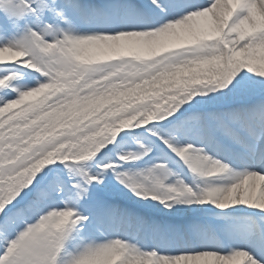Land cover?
I'll use <instances>...</instances> for the list:
<instances>
[{"label": "snow or ice", "instance_id": "snow-or-ice-1", "mask_svg": "<svg viewBox=\"0 0 264 264\" xmlns=\"http://www.w3.org/2000/svg\"><path fill=\"white\" fill-rule=\"evenodd\" d=\"M0 264H264V0H0Z\"/></svg>", "mask_w": 264, "mask_h": 264}]
</instances>
